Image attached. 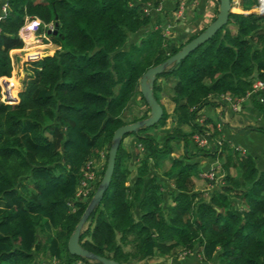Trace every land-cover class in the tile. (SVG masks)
I'll return each instance as SVG.
<instances>
[{"label":"trees","instance_id":"1","mask_svg":"<svg viewBox=\"0 0 264 264\" xmlns=\"http://www.w3.org/2000/svg\"><path fill=\"white\" fill-rule=\"evenodd\" d=\"M159 1L6 0L0 76L19 72L14 62L11 70L8 51L23 45L18 29L26 15L39 19V29L40 21L53 22L56 33L49 36L56 47L28 63L16 102L0 99V264H102L66 249L100 178L88 197H76L83 164L104 152L101 176L112 130L148 113L138 90L141 72L203 28L176 42L163 33L175 2L160 13L154 10ZM238 1L245 11L255 0ZM251 10L229 11L214 34L155 75L152 94L161 116L121 136L108 185L79 233L81 246L120 264L193 247L217 264H264V170L251 154L231 149L215 123L196 121L214 96L239 97L255 79L264 80V14ZM160 93L172 103L169 112ZM250 93L251 105L264 111V87ZM136 95L146 110L126 119ZM204 130L211 149L192 141L193 132ZM127 134L134 153L122 144ZM179 140L184 148L191 142L194 152L171 156ZM197 155L222 158V182L206 193L192 179L201 171ZM165 157L169 165L158 172ZM159 174L171 187L164 188Z\"/></svg>","mask_w":264,"mask_h":264},{"label":"crops","instance_id":"2","mask_svg":"<svg viewBox=\"0 0 264 264\" xmlns=\"http://www.w3.org/2000/svg\"><path fill=\"white\" fill-rule=\"evenodd\" d=\"M161 2H162L161 9H163V11L160 13H164L167 12L166 8L168 7L170 9L172 8L175 0H162ZM216 5H218V0H199V2L195 5L187 4L183 17L177 22V25L175 26V28H173V30L169 34L171 35L172 38L173 37L175 38L176 42L184 40L189 34L196 32L199 28L204 27L210 21L211 17L215 15ZM252 6L250 7L251 9ZM233 8L237 10H234ZM250 8L248 10H250ZM231 9L232 11H242V12L248 11V10L244 11L241 9L238 0L232 2ZM30 19H33V17L28 16L27 20ZM24 27L22 28L19 27L18 29V34L22 39V41L25 43L29 41L31 42V44H38L30 41V39H32L33 37V32L28 30L25 31V29H23ZM21 47L11 48L9 50V56L11 61V70L14 62L16 68L17 69L19 68V74L21 73L22 75L24 73L26 74L28 67L24 69L23 65L21 63L19 64L22 55L18 53V51L21 50ZM55 47L56 46H53L51 49L49 48L47 50H43V52L34 55L38 56L42 53L50 54L52 53ZM32 49L38 50V47H33ZM11 51L13 54L16 53L17 55L15 54L12 56ZM13 58L14 59L16 58V62L14 61ZM6 78L7 76L4 75L0 76V80L4 83L5 82L7 83ZM250 92L251 91H248L244 95L239 97H234L230 93H225L222 97L214 96L213 100L215 101V104H211V103L204 104L199 109V114L196 118V121L208 127H211L212 122L215 123V127L218 130L219 136L227 141V144L230 146L231 149H234L238 155L245 153L251 154L254 158L255 165L259 169L264 170V111H259L251 105L249 100V96L251 94ZM160 96H162V98H160ZM159 99L164 104L167 111L169 112L172 107L171 101L161 93L159 94ZM16 101H17V90L15 91V100L13 102ZM128 106H129L128 110L124 115L126 119H129L131 117L130 115L141 114L146 110V108H143L145 104L139 101L137 95L131 99V102L129 103ZM205 118H209L210 121L209 120L204 121ZM169 124H170V120H168L167 126ZM182 129L184 131L190 130L187 124H183ZM134 143L135 140L132 134H127L122 139L123 146L125 148L130 149L131 153H134L135 150ZM208 143H207L208 146L207 148L211 149L212 144L211 143L208 144ZM194 149L195 148L191 142H188L187 147L184 148L182 146L181 140H179L177 144L174 146V149L170 152V155L179 156L184 151H186L187 154H189L194 152ZM175 150H177V152H175ZM194 159L197 160L200 170L207 168L210 164L217 163V165L219 166V173L217 175L218 176L220 175L218 181L220 183L222 182L221 179L222 173L220 172V163L222 161L221 157L216 158L209 155L207 156L197 155L194 157ZM158 177L162 178L163 181L167 183V187H171L170 180H167L160 174L158 175ZM192 179L195 185H200V188L198 187L195 188L200 190L204 189L205 190L204 193H206L210 189L209 186H206L205 182L203 181V178L199 175V171H198V175L192 176ZM188 253L189 254L187 256L186 255L179 256L178 254L163 255V256L152 255L140 259L138 261H140L139 264H162L163 262H169L171 264H212V263L217 264L215 257L210 261L201 259L199 252L197 251L196 248L194 249V247L190 249ZM133 263H135V261Z\"/></svg>","mask_w":264,"mask_h":264},{"label":"water","instance_id":"3","mask_svg":"<svg viewBox=\"0 0 264 264\" xmlns=\"http://www.w3.org/2000/svg\"><path fill=\"white\" fill-rule=\"evenodd\" d=\"M229 11L231 9L230 0H218L217 12L213 19H211L198 33H196L189 40L184 42L176 51L169 54L163 60L148 66L143 72H141L138 78V90L142 95L146 105L148 106V113L146 116L125 122L117 125L111 133L110 143L107 149V156L105 161V166L102 171V174L99 178V181L94 188L91 196L89 197L86 205L78 216L77 221L75 222L72 231L69 233L66 239V249L71 254H76L78 256L86 257L91 260H96L102 264H120L118 261L114 260L111 257L104 255H99L91 252L90 250L84 248L80 245L78 238L79 233L83 228V224L95 205L98 204L103 190L107 187L111 173L114 166V158L117 146L120 142L121 136L126 132H134L137 128L141 126H149L158 121L161 116L162 108L159 102L155 99L152 94V85L155 78V75L159 73L166 66L172 62H177L180 58L186 55L190 50H192L197 44L203 42L209 38L214 32L226 22ZM52 33H56V29L53 28ZM50 32V31H48ZM47 55V54H43ZM42 55V56H43ZM1 82V80H0ZM3 85L7 84L2 82ZM7 91V90H6Z\"/></svg>","mask_w":264,"mask_h":264},{"label":"built area","instance_id":"4","mask_svg":"<svg viewBox=\"0 0 264 264\" xmlns=\"http://www.w3.org/2000/svg\"><path fill=\"white\" fill-rule=\"evenodd\" d=\"M161 1L162 0H160L158 2V4L156 5V7H154V10H160L161 9V7H162ZM234 1H236V0H231V2H234ZM198 2H199V0H175V5L173 6V8L170 11L171 18L164 23L163 33L169 34L173 30V28H175V26L177 25V22L183 17L187 4L195 5ZM5 8H6V0H0V18L4 14ZM151 8L152 7L148 6V5L144 6L145 11H149ZM252 9H253L252 11H254L258 14H264V0H255L253 3ZM27 19H28V15H26L24 17L23 23L20 26V28L27 25L28 28H26V30L33 32L34 43L48 45L49 44V37H48L49 32L48 31H51L54 28L53 22L52 21H47V22L40 21L41 22L40 23L41 28L39 29L38 24H37L39 19L37 17H33V19H30L29 21H26ZM24 44H25V42H24ZM263 87H264V80L255 79L252 82V89L250 91L260 89ZM5 90H6V88L3 89V91H1V96H0V99L4 102L6 100L3 97L8 95L7 91H5ZM223 95L224 94H220L219 96L222 97ZM207 133H208L207 130H204L202 133H200L199 131L193 132L191 135L192 141L199 147L206 145L208 143V139L206 137ZM219 142H220L219 139H216V143H219ZM216 151H217V148H216ZM91 162H92V159H87L84 162L83 167H82L81 176L79 178V182H78L76 189H75L74 194L76 197H79L80 199L88 197L89 193L93 189L92 185L94 184V182H92V183L90 182V181H92V178H93L92 177L93 170H91V168H90V167H93V165H91ZM214 166H215V164H210L207 168L202 169L199 172V175L205 179H213L215 176V174H214V168L215 167ZM188 251L189 250H182L180 252V256L188 253ZM77 262H80V260H76L72 263L78 264ZM81 264H84V262H81ZM162 264H171V263L163 262Z\"/></svg>","mask_w":264,"mask_h":264},{"label":"rangeland","instance_id":"5","mask_svg":"<svg viewBox=\"0 0 264 264\" xmlns=\"http://www.w3.org/2000/svg\"><path fill=\"white\" fill-rule=\"evenodd\" d=\"M217 2V1H216ZM234 5V4H233ZM150 10H152V8L150 9ZM149 10V11H150ZM253 10V9H252ZM27 21H29V20H27ZM25 27H28L27 25H25ZM23 29H25L26 30V28H23ZM49 37V44L48 45H43V44H31V42H29V41H27L25 44H24V42H23V46H22V48H21V50L20 51H18V53H20L21 55H22V57L20 58V60H22V61H19V64L21 63L22 65H23V68L24 69H26L27 67H28V63L29 62H31V60H34V58H36V57H40V56H42L44 53H42V54H40V55H38V56H35L34 54H39V53H41V52H43V50H47V49H51L53 46H55L52 42H51V39H50V36H48ZM33 39H34V37H32V39H30V41H32V42H34L33 41ZM28 43V44H27ZM33 47H38V51H40V52H38V53H33L35 50H33L32 48ZM9 52V51H8ZM24 52V53H23ZM11 54H12V56L13 55H15L16 53H12V51H11ZM17 55V54H16ZM14 59V58H13ZM14 61L16 62V58L14 59ZM21 67V66H20ZM15 68H16V66H15ZM11 74L9 75V76H7V78H6V80H7V84H5V86L3 85V83H2V81L0 82V92L1 91H3V89H5V88H7V94L8 95H6L5 97H3V98H5V102H7V103H9V102H13L14 100H15V91L17 90H19L20 89V86H21V83H22V78H24L23 76L25 75V73L24 74H22L21 75V73L19 74V72L17 71H15V69H13L12 70V72H10ZM21 76V77H20ZM16 78H17V80L19 81V83H18V81L16 80ZM19 84V85H18ZM10 86V87H9ZM1 96V95H0ZM160 98H162V96H160ZM143 108H146V106H143ZM131 113V112H130ZM137 115H139V114H137ZM131 116V115H130ZM168 120H169V118H167V122H166V126H167V124H168ZM156 133H160V132H156ZM175 152H177V150H175ZM104 152H102V153H100V155H98V157L97 156H94V157H92V158H90V159H92V162H91V165H93V167H90L91 168V170H93V175H92V181H90L91 183L92 182H95L96 181V179H97V177H100V175H99V169L101 168V166H102V163H103V161H104V154H103ZM131 161H132V159H131ZM169 162H170V160H169V158L168 157H165V158H163V159H161L160 160V163H161V165H160V168H158V169H156L158 172H160L161 170H163L164 168H166L168 165H169ZM134 166V165H133ZM132 166V170H131V174L133 175V173H134V167ZM215 168H214V174H215V176H214V178L213 179H205V178H203V181L205 182V184H206V186H209V188H211V187H214V186H217L218 184H219V181H218V179L220 178V175L218 176L217 174L219 173V166L217 165V163L215 164V166H214ZM131 175V176H132ZM195 185V184H194ZM94 187V184L92 185V188ZM167 187V183L164 181V188H166ZM195 187H198V188H200V185H195ZM207 190V189H206ZM202 191L204 192L205 190L204 189H202ZM85 224H86V222H84V224H83V227L85 226ZM41 235V234H40ZM196 248V247H195ZM194 248V249H195ZM183 249L182 248H179L178 249V255L180 256V252L182 251ZM189 253H186V256L188 255ZM182 256H185V255H182ZM91 260V259H90ZM208 261H210V260H208ZM81 262H84V264L86 263V264H88L87 262H85V261H81L80 260V262H77L78 264H81ZM139 262L140 261H136L135 263H132V264H139ZM57 262L56 261H54L53 262V264H56ZM72 264H74V263H72ZM76 264V263H75ZM213 264V263H212Z\"/></svg>","mask_w":264,"mask_h":264}]
</instances>
